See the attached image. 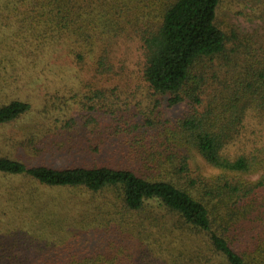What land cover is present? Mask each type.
Here are the masks:
<instances>
[{"label": "trees", "instance_id": "1", "mask_svg": "<svg viewBox=\"0 0 264 264\" xmlns=\"http://www.w3.org/2000/svg\"><path fill=\"white\" fill-rule=\"evenodd\" d=\"M222 3L0 0V70L37 93L76 79L89 112L81 138L40 149L69 163L0 153V223L17 221L0 264H264V34L223 27ZM31 110L0 104V128ZM58 117L77 126L40 112L42 130Z\"/></svg>", "mask_w": 264, "mask_h": 264}, {"label": "rangeland", "instance_id": "2", "mask_svg": "<svg viewBox=\"0 0 264 264\" xmlns=\"http://www.w3.org/2000/svg\"><path fill=\"white\" fill-rule=\"evenodd\" d=\"M258 1L260 0H223V6L218 11L217 20L225 28L231 25L238 33H244L255 39H260L262 34H264L262 20L259 18L254 19L257 13L255 12V7L256 5L258 6ZM259 13L261 15L260 11ZM17 69L18 67H14L13 69L11 67V69L9 68L6 71V74L0 70V74L5 75V78L0 77V104L17 98L27 101L32 110L30 113L11 124L1 125L0 153L3 155H11L26 163L46 162L51 164V162H53L58 166L62 163L71 162L73 157L69 154H65L64 156L62 154L49 155V153L44 150L45 147L51 145L49 144L51 141L56 144H63L67 140L72 141L71 137L79 136L81 138V130L83 133L85 132L83 130H86L81 120L85 114H89L87 110V101H85L84 98V96H86V91L83 90L82 87H77L78 80L70 79L72 89L77 92L74 95L64 93L63 90L60 93H55L57 88L52 85L47 89L45 86L46 82H40V84L37 85V88H39L38 93L32 92L29 83H26L24 80V75H21L22 72L19 71L17 73ZM15 74L20 75L17 77ZM68 82L67 80L64 81V83L70 85ZM136 100L141 102V96L138 95ZM82 104H85V106ZM163 111L167 119H175L184 113L185 108L184 104L174 108H167L164 106ZM40 112L48 117L50 114H54L55 116L56 114L61 115L62 112L68 113L70 117L75 119L77 126L73 127L72 125V128H67L62 125V120L58 117L60 120L59 122L48 120L51 130L44 132L41 128L42 121L40 119ZM49 112L51 113L49 114ZM29 143H33L34 147L37 149L28 150L27 146ZM28 147H30V145ZM42 148L44 149L43 151L40 150ZM190 158L193 167L198 165L200 168L205 169L202 160L195 153H191ZM2 194L4 193L2 192ZM66 196L67 195L64 194V197ZM1 206L2 204H0V207ZM56 206L59 207L58 209H68V206L63 202L56 203ZM11 216L13 220L16 221L13 212H11ZM14 221H1L0 224Z\"/></svg>", "mask_w": 264, "mask_h": 264}]
</instances>
